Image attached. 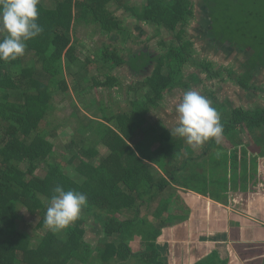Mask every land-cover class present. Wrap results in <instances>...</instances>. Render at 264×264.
<instances>
[{
    "label": "trees",
    "instance_id": "obj_1",
    "mask_svg": "<svg viewBox=\"0 0 264 264\" xmlns=\"http://www.w3.org/2000/svg\"><path fill=\"white\" fill-rule=\"evenodd\" d=\"M111 1L117 6L124 2L39 0L37 22L43 31L26 42L23 56L8 62L0 60V264H107L110 261L113 264H166L160 258L157 240L164 227L186 216V208L177 192L165 197L166 189L173 185L201 188L206 194L213 195L216 192L209 190L211 186L217 185L226 191V187L230 186L228 183H231V188H246L258 179L257 163H260V156L264 157V108L250 111L215 101L213 107L220 114L223 135L232 146L231 150H223L220 158L209 160L207 174H198L193 170L192 174L179 173L190 163L198 165L194 163L198 159L184 157L182 143L167 134L160 135L159 149L155 150L158 153L149 159L167 172L166 176L152 173V165L134 150L135 145H139L136 139L144 130L149 106L161 100L165 91L188 84L182 78L183 68L190 61L198 67L194 72L199 74L193 72L195 79L229 81L245 91L263 89L254 84L257 73H264V31L260 28L254 33L257 28L255 23L264 22V16H256L258 20L253 23L255 9L251 7L255 2L250 7H240L245 18L248 17L241 24L243 43L238 44L227 38V33L234 29L223 19L225 13L231 11L229 0H147L142 6L140 18L156 24L160 32L161 28L168 31L171 34L168 42L159 40L156 49L141 47L128 50L125 57L122 51L126 47L117 48L114 43H104L95 51L96 58L89 55L84 63H76L80 57L73 44V22L93 24L102 35L115 33L123 38L125 28L109 8ZM196 1L202 5L199 7L201 20L194 10ZM191 19L203 24L202 34L211 42L226 44L223 46L226 49L235 46L238 50L236 54L243 53L238 69L229 66L212 70L214 63L208 58L203 56L196 60L192 56L197 50L194 47L197 42L185 35ZM198 45L199 53L201 50L213 52L209 47ZM27 55H31L33 62L40 66L36 76L41 75V70L47 74L46 84L34 76L37 71L35 66H27ZM98 60L101 65L108 63L112 68L128 65L138 76L136 85L147 86V90L139 93L130 111L108 114V111L99 108L107 123L87 116V124L81 123V128H95L96 144L92 143L94 139L90 141L84 137L82 143L85 141L90 145H79L80 152L92 158L96 156L97 145L103 142L109 150L108 154L94 163L82 159L78 153L80 164L75 165L74 174L66 173L61 160L53 161L56 158L54 144L47 138L48 131L40 128V121L49 116L54 108L52 94L67 89L63 75L65 68H69L68 73L72 74L70 66L76 63L77 72L89 70L88 65L97 64ZM148 65L147 71L141 72ZM16 66H19V71L13 69ZM104 75L103 80L93 75V83L89 85L95 88L120 85L116 76L108 72ZM82 78L88 80L85 75ZM51 88L56 90L50 92ZM74 88L77 89V84ZM110 122L114 123L113 127ZM243 128H247L248 139H244V134L241 139ZM206 153L203 151L201 154ZM144 155L152 154L148 152ZM169 156L175 164L165 161ZM41 162H45L47 167L44 175L36 173ZM216 168H220L222 174H215ZM58 185L65 190H77L87 197V203L82 208L84 213L64 229L63 237L58 235L59 232H51L44 224L48 201ZM159 196L158 203L151 207V202ZM146 201L150 210L142 216L141 205H145ZM23 207L33 215H40L37 227H43L44 231L35 235L34 241L16 227L19 209ZM90 218L101 233L94 247L84 238L86 222ZM135 235L140 237L141 245L133 249L130 241ZM225 263L212 252L194 264Z\"/></svg>",
    "mask_w": 264,
    "mask_h": 264
},
{
    "label": "crops",
    "instance_id": "obj_2",
    "mask_svg": "<svg viewBox=\"0 0 264 264\" xmlns=\"http://www.w3.org/2000/svg\"><path fill=\"white\" fill-rule=\"evenodd\" d=\"M126 1L127 0H124L123 5L119 7L113 1H111L110 3V6L112 8L116 6L119 9L124 8V10L130 12L129 15H126L125 17L129 18V21L132 25L131 29L134 33H131L128 28L122 23L125 28V33L123 34L122 39L124 40L126 37L131 38V35H133L136 37L133 42L137 43L136 46H138H134L136 48H132L129 45V48L126 47L125 49H123L122 55L124 57L128 53V50L132 51L141 47L144 49H153L151 48L153 43L158 44L159 40H166L162 37V32L165 31L163 28H161L160 32L159 27L156 24L147 22L140 18L142 6L146 3L147 0H139L138 2H134L133 0L129 3H127ZM113 11L114 10H112V12ZM195 13L197 14L196 16L199 18V20H201V12ZM120 20L122 22L123 18H121ZM146 24L152 25L154 31L148 33L149 30ZM189 25L191 24H188L187 26ZM202 26V23L198 24L194 21V25L192 24V26H190L192 29L191 32L194 33L192 35L193 37L188 35L187 38L194 39L197 42V45L201 44V46L203 45L204 47H209L213 51L212 53H209L211 54V56H213L214 59H219L216 56H219L220 60L222 61H226L227 58H230L231 50L223 47L226 44L221 45L218 41L211 42L210 38L207 39V37L202 34ZM91 27L92 32H99L94 28V26ZM186 31L187 30H185V32ZM166 32L169 33L168 31ZM100 35L101 36H99V39L101 42H103L102 44L105 43L104 41H107L108 43L105 44L114 43L113 45H115L117 37H120V35H117L115 33L102 35V32H100ZM166 41L168 42L169 39ZM86 56H89V53ZM191 62L192 61H190L188 64L192 65L193 63L190 64ZM212 62L214 64L216 63L214 61ZM123 65L126 66L125 76L130 80V84L126 85L125 87L127 89L126 92L130 93V90H132L131 94H134L132 96H130L131 94H127V96L123 99V101L126 100V106L122 107L119 111H114L108 105H105V103H107V100H99V103L105 105V111H108V114H110L111 112L119 113L121 111H130L133 107V101L140 94L146 92V89L144 90L145 86L136 85L137 83H135V80L138 76L129 69L128 65ZM231 67L233 66L231 65ZM218 68L225 69V66H222L220 64ZM238 68L239 65L235 69ZM196 70L197 69L195 68L190 69L187 72L188 74H185L189 78V80L184 79V82L188 83L186 86H175L170 90L165 91V94L168 95L170 93V95H172L168 99H172L175 103L172 108L175 113H168L167 116L169 118H173L177 121V113L175 111V108L182 99L183 93L187 90L198 91L201 95L207 97L211 101L212 106H214L215 101H223L226 105L242 107L244 110L247 109L252 111L257 108H264L263 72L261 74H258L260 72L257 73V80L254 82L255 85L261 86L263 87V89L259 90V88H252L245 91L239 88L235 83L225 81L223 83H230L234 86L236 85L234 92L238 95L235 96V94H228V92L226 91L228 87L225 86L226 89L223 88V91H221V97L216 98L215 93L211 88L213 87L211 85H214L213 82L207 83V81L205 80L201 81L200 79H195V76H193V72ZM194 73H196L197 75L199 74L198 72ZM119 81L120 85L118 86H121L123 88V83L120 79ZM215 83L219 84V82L217 81H215ZM177 88L180 89V95L175 98V96L173 97V94ZM165 94H163L161 100L157 101L156 104L149 106L146 113V121L143 125V136H141L140 139L137 136L136 141H139V145H135L134 147L136 154L152 165V173L159 172L164 176L167 175V172L160 168L158 164L153 162V160L149 159L152 158L155 153H158L156 151L159 149V144L161 141V139H159L160 135L162 136V134H167L171 136L170 130L167 129L168 127L166 128L164 125L160 124V122L157 123V121H150V118H152L151 116L154 115L153 113H155L159 109L160 105L163 103V100H166L164 96ZM168 104L171 105L170 103ZM85 107L89 109L87 105ZM96 110L101 111L99 107H97ZM97 111H93V117L100 120L99 115L102 116V114L98 113ZM109 124L112 125V127L114 125L113 122H110ZM244 133L246 134L244 139H248L246 138L248 137L247 128H243L241 139ZM172 137L173 139H177L182 143V153L184 157H188L192 160H195V158L198 159L197 162L193 161L198 165L192 166L190 163L189 165H187V167L185 166L182 171L180 170L179 173H183L185 175L192 174L191 170L198 174H207L209 168V160L212 157L220 158L222 156L223 150H231L232 146L230 140H228L224 135L221 136L224 142H222L221 139L218 143L215 139H209L208 141L200 145H190L186 143L183 138L176 135H172ZM97 146L98 149L99 145ZM107 149H98V155L92 157L94 158L93 162L96 163V161L99 160L101 156H106L109 151ZM187 150H189V152H186ZM203 151H207L208 153L202 155L201 153ZM148 152H150L152 155H144ZM259 160L260 163H257L258 179L253 184L246 186V188H241L239 186H237V188H231V183H228V185L230 186L226 187V191H223V189H221V187L217 185V188L211 186L209 190L216 192L213 195L206 194L204 191H201V188L192 189L193 187L185 188L173 185V187L166 189L171 190L168 194L165 195V197L170 193L177 192L180 197L179 199L183 202L182 204L186 208V216H184V218L180 220L176 219L171 225L164 227L161 231V235L157 240V246L161 253L160 258H162V260L166 264H194L212 252H215L216 255L219 256L220 260H225V264H264V157L260 156ZM165 161L175 164L172 156L167 157ZM219 169L220 168H216L215 174H222L221 169ZM158 198H160V196ZM153 202H155V200L151 202V207H153ZM147 203L148 201L145 202V205ZM142 206L144 205H141V207ZM144 215L146 214H142V216ZM97 227L98 226L92 220L88 219V221L86 222V231L84 234V238L88 242H90L92 247L95 246L98 237H101V233L97 229ZM130 244L133 249L140 247V237L135 235L134 239L130 241ZM94 254H96V251H94ZM77 264L81 263L77 262Z\"/></svg>",
    "mask_w": 264,
    "mask_h": 264
},
{
    "label": "rangeland",
    "instance_id": "obj_3",
    "mask_svg": "<svg viewBox=\"0 0 264 264\" xmlns=\"http://www.w3.org/2000/svg\"><path fill=\"white\" fill-rule=\"evenodd\" d=\"M49 1L51 2V0H47V2H49ZM132 1L133 0H127L126 2L129 3ZM138 1L139 0H134V2H138ZM229 1L232 3L231 11L226 12L223 19L225 22H229L234 30L227 33L229 35V37H227V38H230L231 41L234 43L240 44V43H243L241 41V35H240V33L243 32V27L241 26V24L245 18V15L242 14L243 10L240 9V7H242V6L250 7V5L253 4V2H255L253 4L254 6L251 7V9H253V10L255 9L253 11V13H254L253 23H254L256 21V19L258 20V17H256V16H261V17L264 16V0H229ZM47 5L50 6V3H47ZM115 7L114 8L111 7V9L114 10L113 13L115 14V16L119 17L120 19L123 18V20H122L123 25H125L131 33H134L133 30L131 29L132 25H131V22L129 21V18L125 17L126 15H129L130 12L127 10H124V8L119 9V8H117V7L115 8ZM217 14L220 17L218 12H217ZM214 16L216 17V13H214ZM195 20L197 21V19H194V20L191 19L189 21L188 24H191V25L187 26V28H186V30H187L186 36L189 35V36L193 37L192 36L193 32H191L192 29L190 26H192V24L194 25ZM217 23H220V22H217ZM217 23H216V25H217ZM222 23H224V22H222ZM255 25L257 28L254 31V33H256V31L260 28H261V30L264 31L263 20L259 21V23H255ZM72 26H73V29H72L73 44H74V47L76 50V54L81 59L80 60L78 58L76 63H84L83 60L85 59V57L88 53H89V55H91V57H93V59L96 58L95 51L97 50V48L100 45H102V47H103V44H102L103 42H101L99 39V36H101L100 31L99 32H92L91 26H93V24H86L85 22H82V23L73 22ZM147 28L149 30L148 33L154 31L152 25H147ZM225 35H222V36H225ZM0 36H3V34H0ZM162 37L164 39L168 40V39H170L171 34L167 33L166 31H163ZM134 39H136V37L133 35H131V38L126 37L124 40L121 39L120 37H117L115 45L117 48H120L121 46L129 48V45L133 48L137 44V43L133 42ZM154 40H155V38H154ZM104 42L108 43L107 41H104ZM136 47H134V48H136ZM194 47H196L197 48L196 51L199 52L198 45L195 44ZM151 48H157V44L153 43ZM201 55L202 56L204 55L205 58L207 57L208 59L216 62L212 66V70H215L220 64L222 66H225V67L232 65L233 68H236L239 64V61L244 57L243 53H239V54H236L234 56L231 55L230 58H227L226 61H222V60H220L219 56H216L219 59H214L213 56H211V54L209 52L205 53L204 50H201ZM194 56L197 58L199 57L197 54H194ZM26 60H27V66L30 67L32 65V66H35V68L37 69V71L34 72V76L37 77L41 82H44L46 84L48 82L47 74L42 72V70L41 71L39 70L40 71L39 73L41 75L36 76L38 74L37 73L38 69H40L39 64L37 62H35V63L33 62L34 59H31V55H27ZM76 63H74L72 66H70V71L72 74L68 73L69 68H65V70L63 71L64 72L63 75H64V78L66 81L67 89L58 90L52 94L53 98L51 99V102L53 103L54 108L51 111V114L49 116L46 115L40 121V128L48 131L47 132V138L49 140H51L54 144L53 148L55 150V155H56L57 159L55 158V159H53V161L61 160V162L64 164V169H65L66 173H70V172L73 173L75 165L80 164L79 159L77 160V158L79 156L78 153H80L82 159L86 160L87 162H93V160H94V158H89L88 155L87 156L84 154L82 155V153L80 152L81 150H80L79 145H81V147L82 146L87 147L90 145V143H88V142L85 143V141L82 143V140H84V137L90 141H92L94 139V141L92 143L96 144V135L94 134L95 128L94 129H93V127L91 129L81 128V126H82L81 123L87 124V122H86V120L88 119L87 116H90L91 118H93V111H97L96 108L98 106L100 109H102V111H103V109H105V105H108L114 111H119L122 107L126 106V100L123 101V99L127 96V94H131V92H132V90H130V93L126 92L127 89L125 87H126V85L130 84L129 83L130 80L128 79V77L125 76V73H126V66L125 65L121 64L119 67H113L112 68L111 65H109L108 63L107 64L104 63L101 65V61L98 60L97 64L91 63L88 65L89 70L81 69L79 72H77L78 65ZM190 64H192V63H190ZM193 68L197 69L198 67H197V65H194V64H192V65H189L188 63L186 64V66L183 68V73H184L183 78H182L183 80L184 79L189 80L188 76H186L185 74L190 69H193ZM13 69L18 70V71L20 70L19 66H16ZM106 72H108L110 75L116 76V78L118 80L120 79L121 82L123 83L124 87L122 88L121 86L116 85V86L110 87L108 89H107V87H103V89H100L101 87L95 88V86L89 85V84L93 83V79H92L93 75H95V76H97L103 80V79H105L104 74H106ZM82 75H85L88 78V80L85 81L84 78H82ZM214 80L217 81V79H214ZM214 80H212V81L207 80V83L213 82L214 85H211V86H213L211 88L214 91L216 98L221 97V91H223V88H225V86L228 87L227 89L225 88L226 91L228 92V94H232V95L235 94L234 89L236 88V85L234 86V85L230 84L231 82L230 83H223L221 81H217V82H219V84H216ZM75 84H77V89L74 88ZM81 86H83V88L85 87V89L82 90ZM80 88H81V91H80ZM145 89L147 90V86L144 88V90ZM55 90L56 89L51 88L50 92L51 91L53 92ZM133 94L134 93H132L130 96H132ZM164 94H165V92H164ZM179 95H180V89L177 88L174 91L173 97L175 96V98H177ZM237 95L238 94H235V96H237ZM164 96H165L166 100H163V103L160 105L159 109L155 113H153L154 115L151 116L152 118H150L151 119L150 121H152V122L157 121V123L160 122V124L164 125L166 128L168 127L167 129L171 130L172 128L177 126V121L173 118H169L167 115H168V113L173 114L174 111L172 108H173L175 103L173 102L172 99H168L169 97L172 96V95H170V93L168 95L165 94ZM102 99H105V101L107 100V103H105V105L99 104V100H102ZM168 103H170L171 105H169ZM92 104L94 105V107ZM84 105L85 106L87 105L91 111L89 109H87V107H85ZM102 111H97V112L100 114H103ZM99 116H100V120L105 121L101 115H99ZM95 126H97V124H95ZM79 128H81V129H79ZM141 136H143V132L138 135V138L140 139ZM220 139L222 142H224L222 137ZM100 143L101 144H98L99 145L98 149L99 150H103V149L106 150L107 149L105 147L106 145L103 144V142H100ZM101 145H103V146H101ZM147 146H149V145H147ZM94 149H95V146H94ZM98 149L95 150L96 156L99 153ZM46 170H47L46 163L41 162L40 167L36 170V173L39 175H44L46 173ZM75 175H78V174L75 173ZM170 190L171 189L166 190L165 194H163V195L165 196L166 194H168L170 192ZM158 200H159V198H157L155 200V202H153V206H155L156 203H158ZM149 210H150V208H147L146 205H144L141 207V214L149 213ZM83 213H84V211L81 210L80 215H82ZM19 214H20V217H18V219H17L16 227L18 228V230L23 232L25 235L31 236L32 241H34L35 235L44 231L43 227H37V224L40 220V215L31 214L28 211V209H26L25 207L19 209ZM89 220H92V219L90 218ZM58 235H60L62 237L65 236L64 229L61 230L58 233ZM31 246H32V243H31ZM75 264H77V263H75ZM94 264H99V263L97 262ZM101 264H103V262ZM107 264H113V263L110 261Z\"/></svg>",
    "mask_w": 264,
    "mask_h": 264
},
{
    "label": "clouds",
    "instance_id": "obj_4",
    "mask_svg": "<svg viewBox=\"0 0 264 264\" xmlns=\"http://www.w3.org/2000/svg\"><path fill=\"white\" fill-rule=\"evenodd\" d=\"M39 0H0V60L8 62L23 56L26 42L38 36L42 26L38 21ZM177 126L170 134L183 138L190 145H200L209 139L218 143L223 135L220 114L211 101L196 90H187L176 105ZM70 174H74L71 173ZM87 203L85 194L56 186L48 201L45 226L53 233L75 222Z\"/></svg>",
    "mask_w": 264,
    "mask_h": 264
},
{
    "label": "flooded vegetation",
    "instance_id": "obj_5",
    "mask_svg": "<svg viewBox=\"0 0 264 264\" xmlns=\"http://www.w3.org/2000/svg\"><path fill=\"white\" fill-rule=\"evenodd\" d=\"M200 6H202V5H200L197 1L195 2V4H194V10L196 11V12H201L200 11V9H199V7ZM186 33V32H185ZM187 37V36H186ZM0 38H1V36H0ZM230 53H231V55H236V53H238V52H236V51H238L237 49H236V47L235 46H233V47H231L230 48ZM197 52V53H196ZM205 53H208V51H205ZM194 54H197L199 57L197 58V57H195L194 56ZM193 57H195L196 59H200L201 57H203L202 55H201V53H199L198 51H196L195 50V52L193 53V55H192ZM205 57V56H204ZM207 58V57H206ZM243 59V58H242ZM239 63H240V61H239Z\"/></svg>",
    "mask_w": 264,
    "mask_h": 264
},
{
    "label": "water",
    "instance_id": "obj_6",
    "mask_svg": "<svg viewBox=\"0 0 264 264\" xmlns=\"http://www.w3.org/2000/svg\"><path fill=\"white\" fill-rule=\"evenodd\" d=\"M210 21V20H209ZM150 65L146 66L141 72H146Z\"/></svg>",
    "mask_w": 264,
    "mask_h": 264
}]
</instances>
